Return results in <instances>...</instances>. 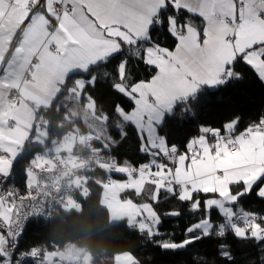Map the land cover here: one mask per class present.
I'll return each mask as SVG.
<instances>
[{
  "label": "snow or ice",
  "instance_id": "obj_1",
  "mask_svg": "<svg viewBox=\"0 0 264 264\" xmlns=\"http://www.w3.org/2000/svg\"><path fill=\"white\" fill-rule=\"evenodd\" d=\"M13 10L19 24L24 25V42L30 40L33 46L55 53L78 71L90 74L76 83L82 94L86 87L95 86L97 75L91 73L97 66L108 63L125 46L129 55L158 69L150 82L129 85L127 60L116 67L112 87L135 107L126 112L116 105L115 127L124 135L123 125L133 124L142 141L141 151L153 159L138 169L117 161L113 165L114 171L127 175V187L137 195L142 194L145 184H152L153 201L164 190L182 202H191L193 212L203 209L202 219L186 230L192 235L180 243H162L161 247L183 248L212 234L214 228L220 236L231 229L237 238L264 241V218L257 222L253 214L232 207L253 191L264 198V119L237 136L232 133L238 118L224 125L226 135H221L220 129L203 127L201 132L211 133L215 142L209 144L205 135L194 138L186 146L191 155L177 156L176 146H169L160 135L165 116L176 115L178 106H183V112L190 111L198 103L202 87L214 88L239 79L235 64L244 63L264 82V0H0V29L12 28ZM182 12L202 18V34L189 18L181 16ZM153 25H163L175 38L174 50L152 42ZM87 99L95 112L94 99L91 95ZM100 119L107 124L109 115L103 113ZM5 123L0 121V127ZM104 147L109 149L110 142L105 141ZM161 156L175 168L156 159ZM9 175L0 167V176L6 180ZM232 185L241 187L233 191ZM196 193H213L218 198H208L202 205ZM12 198L11 192L7 193V201L0 196V228H7L6 232L0 231V264H37L38 260L45 264L36 249L18 251L19 234L13 229L10 215L14 211ZM126 203L137 209L139 231L147 232L149 237L158 234L160 219L150 204L137 205L132 200ZM213 209L224 218L217 226L211 221ZM141 216L144 218L137 219Z\"/></svg>",
  "mask_w": 264,
  "mask_h": 264
},
{
  "label": "trees",
  "instance_id": "obj_2",
  "mask_svg": "<svg viewBox=\"0 0 264 264\" xmlns=\"http://www.w3.org/2000/svg\"><path fill=\"white\" fill-rule=\"evenodd\" d=\"M181 16L189 18L202 32L203 21L199 17L184 12ZM183 22L187 21L181 20V23ZM150 35L154 44L169 50L175 47V38L163 25H153ZM121 60H127L126 74L129 85L147 82L156 73V69L144 63L142 58L129 55L125 46L121 53L110 58L108 63L97 66V70L91 73L97 75L95 86L86 87L83 94L81 93L80 100L83 102L86 96L91 95L95 101L96 116L103 113L109 115L106 128L111 138L108 140L110 148L105 149L103 142L98 139L94 142L95 146L109 152L121 165L141 166L148 164L150 158L141 151V139L137 130L132 124L125 123L123 125L125 134L120 135V130L115 127L116 105L123 107L126 112L133 108V102L112 87L116 67ZM234 68L241 74L239 79L229 80L215 89L201 90L198 94V103L190 111L183 112V106H178L175 110L176 115L165 117L160 126V135L166 138L169 146H176L177 153L184 152L186 143L193 137L206 135L212 140L208 133L201 132L203 127L220 129L222 134L224 125L238 118L234 132L242 133L249 126L256 125L264 116V82L242 62L235 64ZM105 72L108 73L107 76L104 75ZM89 75L71 74L64 86L65 90L73 86L72 82L75 79H88ZM61 96L50 108L38 110L36 113L39 125L46 129L47 146L26 145L22 155L12 165L13 180L23 189L27 188L26 168L33 164L31 160L36 154L51 147L53 141L60 138L68 129L71 130L74 125L80 130L82 128L85 130L81 119L73 118L61 105L63 99ZM79 148L80 144L74 147V151H78ZM104 185L105 173L102 168L88 174L78 186L87 190L88 195L82 197L79 189L74 201L68 202L78 203L79 209L56 213L55 208L51 220H34L26 224L19 233L18 251L27 252L30 249L44 247L47 252L75 245L89 255V264H113L114 257L120 253L130 254L134 259L131 264H264V241L237 238L231 229H226L225 234L220 236L215 233L214 228L212 234L183 248L164 249L160 244L180 243L192 235L186 230L202 219L203 209L193 212L189 208L191 202H182L177 196L165 191L160 192L157 201H153L150 198L153 190L151 185H146L141 195L133 191L128 192L123 196L138 204H150L160 219L157 226L158 234L149 237L147 232H141L133 226L129 227L124 221H110L108 210L100 202ZM231 187L235 191L241 185ZM195 197L201 200L203 205V200L208 195L198 194ZM236 207L241 209L240 212L253 214L257 222L264 218V198L257 196L255 191L241 197ZM173 211L179 212V215H169ZM210 216L214 226L224 222V218L215 209L211 211ZM224 252L229 253V257L222 255ZM39 255L42 256L40 253ZM39 263L38 260L37 264Z\"/></svg>",
  "mask_w": 264,
  "mask_h": 264
},
{
  "label": "crops",
  "instance_id": "obj_3",
  "mask_svg": "<svg viewBox=\"0 0 264 264\" xmlns=\"http://www.w3.org/2000/svg\"><path fill=\"white\" fill-rule=\"evenodd\" d=\"M9 2L11 3V0H9ZM44 2L45 0H41V3ZM10 19L13 21L12 28L10 30L8 28L0 29V121H6V123L0 127V158H2L0 159V167L9 172H11L14 161L22 155L23 148L26 145L39 147H43L45 145L46 138L44 139L39 136L37 140L34 138V132L36 127L39 125L36 118L38 110L50 108L55 100L59 99L62 95V106L67 109L73 118L81 119L82 112L79 111L81 108H79L78 105L89 101L87 99L88 96H86L83 102H81V92L76 86L77 81L83 78L75 79L72 82L73 86L69 87L67 91L64 87L71 74L83 72L78 71L73 66H70L55 53L49 54L43 48L33 46L30 40L28 42H24V25L19 24V17L14 10ZM200 19L202 20V18ZM27 23L28 20H25L24 24ZM174 48L172 50H174ZM17 49H21V51H17ZM149 66L155 68L153 65ZM155 69V75L147 82H150L158 74V69ZM4 77H6V79H3ZM217 87H202V90L215 89ZM14 90L19 92L17 101L11 100V92ZM74 91L79 92V99L76 98V93H74ZM134 107L135 105L133 103V108ZM91 112L92 116L94 115L95 118L100 119V116H96L93 110ZM81 121L85 130H83V128L82 130L78 129V132L82 135L84 133L91 132L95 135V140H99L100 138L97 136V128L94 120L88 118L86 119V122L82 119ZM102 124L103 122L101 125ZM208 134L212 137V140H210L205 135L208 143H214L215 137H213L210 133ZM239 134L240 133L235 132L232 133L233 136H237ZM221 135H226L224 127ZM198 137L199 136L189 139L186 144ZM105 138L107 141L110 140L108 137ZM43 141L44 145H42ZM100 141L103 142V139H100ZM37 142L39 144H37ZM79 144H81V142H76L75 146ZM42 151L39 153L40 157L42 156ZM73 152L74 148L71 151V155ZM186 153L191 155L188 153L187 148L184 152L177 153L176 155L178 156ZM3 155H5V157H3ZM57 157L58 156L53 153L52 155L49 154L46 158L41 157L40 163H51ZM148 157L150 158V161L153 159L150 155H148ZM156 159L167 164L170 168H175L176 166L174 163L166 161L163 156L157 157ZM152 170H156L154 166ZM128 184L129 181L127 175L116 172L114 184L104 185L100 196V202L108 210L111 222L124 221L129 227L133 226V228L135 227L138 229V225L136 223V217L138 215L137 209L126 203L128 200L132 199L123 196L131 191L135 193L134 189L127 187ZM146 185H151L153 189L155 187L152 184H145V186ZM174 187L178 189L179 186ZM162 191L164 190H161V192ZM198 194L208 195V197L204 198V200L208 198H218L217 194L213 193H196L194 195ZM133 203L135 202L133 201ZM135 204L142 205L138 203ZM232 207L237 212L241 211L239 207H236V204L232 205ZM144 215L146 216V213ZM143 218L144 217L141 216L137 219ZM78 256H81L87 260V263H89V255L85 253L83 249L78 248L75 245H68L58 251H47L41 257H44L45 264H71L74 261V258Z\"/></svg>",
  "mask_w": 264,
  "mask_h": 264
},
{
  "label": "built area",
  "instance_id": "obj_4",
  "mask_svg": "<svg viewBox=\"0 0 264 264\" xmlns=\"http://www.w3.org/2000/svg\"><path fill=\"white\" fill-rule=\"evenodd\" d=\"M18 96V91L11 92V100L17 101ZM261 119H264V116L259 119L257 124ZM94 142L95 135L87 132L84 134V140L80 144L79 150L74 151L70 157L62 156L55 158L51 163L29 165L26 170L35 179L34 187L31 189H23L18 186L14 182L11 172L6 180L0 176V196L7 201V193H13L14 211L10 215L13 229L18 234L31 221L51 220L57 205L74 201L79 184L85 180L88 174L102 168L105 173V185L114 184L116 171H114L113 162L116 159L109 152H104L96 147ZM106 165L112 166L106 167ZM127 166L137 169L140 167ZM133 175L137 176L138 173L134 172ZM0 231L6 232L7 228H0ZM36 250L40 253L44 247L36 248Z\"/></svg>",
  "mask_w": 264,
  "mask_h": 264
},
{
  "label": "rangeland",
  "instance_id": "obj_5",
  "mask_svg": "<svg viewBox=\"0 0 264 264\" xmlns=\"http://www.w3.org/2000/svg\"><path fill=\"white\" fill-rule=\"evenodd\" d=\"M74 93H76V98L79 99V92L74 91ZM61 105H63V104H61ZM78 107L81 108L79 111L82 112L81 119L84 122H86V119H88V118H91L94 120L96 128H97V130H96L97 136L100 139H103V137H104L103 145H105V139H106L105 137H108L110 139L108 132H107L106 124L103 122V124L101 125V123H102L101 119L95 118L94 115L92 116L91 111L93 109L91 107V101H88L87 103L84 102L83 104H79ZM8 123H9V121H8ZM78 129L79 128L76 125H74L71 130L68 129L66 132H64L60 138H57L54 142H52L51 147H47L46 149H43L41 157L46 158L51 153L57 155L58 157H62V155L69 157L71 155V151L74 148L76 142L82 143L84 140V134L82 135L81 133H79ZM34 133H35L34 138L36 140L38 139V136L41 138H44V139L47 136L45 128L40 127V125H38L36 127V130ZM37 144H39V143L37 142ZM42 145H44V141H43ZM45 146H47L46 141H45ZM186 146H187V144L185 145V148H187ZM41 157H40L39 153L36 154L34 159L31 160V164L32 163L35 164L37 162H38V164H41L40 163ZM164 159L167 160L165 157H164ZM45 162H47V161H45ZM34 184H35L34 176L27 173L26 187L31 189L34 187ZM79 189H80V195L82 197H86L88 195L87 190H84L82 188H79ZM72 209L78 210L79 204L75 202V203H67V204L59 205L56 207V213L60 212V211L68 212ZM56 251H58V250H56ZM44 253H46L45 249L40 251V254L43 255ZM132 261H134V259L132 258V256L130 254L120 253L114 257V263L113 264H131ZM72 263L73 264H84V263L89 264V263H87V260H85L81 256L75 257L74 261Z\"/></svg>",
  "mask_w": 264,
  "mask_h": 264
}]
</instances>
